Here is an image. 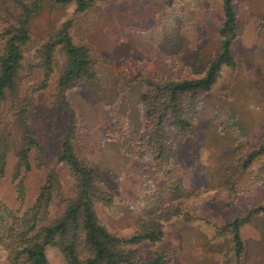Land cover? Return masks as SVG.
I'll list each match as a JSON object with an SVG mask.
<instances>
[{"label": "rangeland", "instance_id": "obj_1", "mask_svg": "<svg viewBox=\"0 0 264 264\" xmlns=\"http://www.w3.org/2000/svg\"><path fill=\"white\" fill-rule=\"evenodd\" d=\"M221 2L101 0L78 13L74 5L44 0L28 25L31 40L23 56L19 97L43 79V68L32 69L38 63L36 50L70 21L72 42L87 47L93 61L98 99L91 101L85 85L79 84L65 94L68 108L58 104L55 85L64 58L56 52L47 86L32 96L28 121L44 151L29 154L30 171L17 180L12 175L14 152L21 139L14 123L18 103L2 106L0 134L8 140L11 152L5 174L0 177V201L10 209L26 211L35 202L48 173L54 170L60 188L49 205V220L61 214V201L73 198L75 187L68 168L57 165L56 159L59 138L73 123V153L95 168L98 186L111 201L94 205L97 218L109 232L130 238L139 229L149 198L168 181L180 178L184 189L198 195L190 206L193 220L163 218L159 221L162 240L131 250L142 259L163 252L169 264H221L230 238L218 236L219 228L264 200V183L243 180L236 193L219 190L224 167L237 157L236 146L254 143L264 136V0L233 1L237 34L231 52L235 67L222 68L211 90L190 109L193 136L179 139L169 132L174 159L166 180H150L146 174L148 163L125 154L116 140L106 137L116 114L125 118L123 133L127 138L133 139L144 130L141 97L146 89L138 77L182 80L204 73L220 46L217 32L223 22ZM3 27L0 22V30ZM19 181L21 201L16 189ZM151 208L155 215L165 213L157 210L162 208L158 203ZM240 234L244 264H264V215L255 216ZM45 255L49 264H65L54 248L48 247Z\"/></svg>", "mask_w": 264, "mask_h": 264}, {"label": "trees", "instance_id": "obj_2", "mask_svg": "<svg viewBox=\"0 0 264 264\" xmlns=\"http://www.w3.org/2000/svg\"><path fill=\"white\" fill-rule=\"evenodd\" d=\"M44 0H0V110L7 102H17L14 123L21 131V139L14 152L16 159L12 179L30 171L29 154L44 150L36 140L28 121L32 96L47 86L52 72L53 57L61 53L64 62L56 80L55 90L59 105L68 108L65 94L79 84H84L88 97L98 99L99 85L88 48L75 45L70 36V21L49 37L36 50L38 63L32 69L45 70L42 81L31 86L22 98L19 97L22 61L30 43L28 25L39 12ZM56 5H74L75 12L83 13L101 0H49ZM171 0H168L170 2ZM223 22L217 35L220 46L201 76L191 79L172 80L164 77H138L145 85L141 97L146 126L129 139L123 133L125 119L114 115L112 127L106 137L117 141L125 154L148 163L147 175L152 181L166 180L171 171L174 154L170 146V131L183 139L194 135L191 108L216 83L222 68L233 69L232 43L237 34L235 0H221ZM72 117L73 112L70 111ZM122 117L123 119L121 120ZM74 124L60 136L56 164L69 170L74 182L75 196L61 201V214L49 220V205L60 188L58 176L51 170L33 205L24 212L13 210L0 201V264H49L45 251L48 247L61 253L65 264H169L167 255L155 252L147 258H139L133 246L156 244L163 234L159 221L180 217L185 222L193 220L191 202L197 194L183 188L180 178L168 181L150 203L139 221V229L130 238L122 239L109 232L96 216V203L110 204V199L98 186V173L89 164L75 157L72 147ZM236 159L223 169V180L219 190L236 193L240 182L264 183V136L251 144L236 146ZM11 152L8 140L0 134V177L5 174L6 160ZM18 199H23L22 183L16 185ZM158 203L155 215L151 206ZM148 210V211H147ZM257 215H264V200L243 216L226 221L217 231L218 236H228L230 247L224 253L221 264H244V243L241 228Z\"/></svg>", "mask_w": 264, "mask_h": 264}]
</instances>
